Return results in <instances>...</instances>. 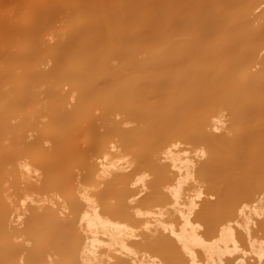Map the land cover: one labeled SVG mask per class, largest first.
<instances>
[{"label":"bare ground","instance_id":"obj_1","mask_svg":"<svg viewBox=\"0 0 264 264\" xmlns=\"http://www.w3.org/2000/svg\"><path fill=\"white\" fill-rule=\"evenodd\" d=\"M0 264H264V0H0Z\"/></svg>","mask_w":264,"mask_h":264}]
</instances>
